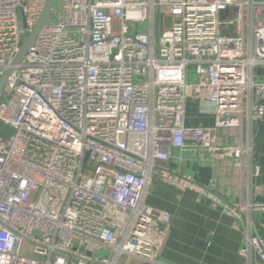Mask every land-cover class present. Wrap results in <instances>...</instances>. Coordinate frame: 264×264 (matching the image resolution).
I'll return each mask as SVG.
<instances>
[{
  "label": "built area",
  "instance_id": "1",
  "mask_svg": "<svg viewBox=\"0 0 264 264\" xmlns=\"http://www.w3.org/2000/svg\"><path fill=\"white\" fill-rule=\"evenodd\" d=\"M55 1L56 21L0 95V124L12 130L0 132V264H157L171 218L145 204L152 177L206 189L163 165L171 151L189 146L236 167L253 152L217 148L215 133L238 117L264 123V80L254 79L264 0ZM44 4L0 0V76ZM189 99L214 115L213 128L185 127ZM247 210L263 214L264 202ZM252 251L264 264L254 230L239 254Z\"/></svg>",
  "mask_w": 264,
  "mask_h": 264
},
{
  "label": "crops",
  "instance_id": "2",
  "mask_svg": "<svg viewBox=\"0 0 264 264\" xmlns=\"http://www.w3.org/2000/svg\"><path fill=\"white\" fill-rule=\"evenodd\" d=\"M189 74L193 79V72ZM254 79L264 80V68L254 69ZM236 121L233 126L217 129L215 136L217 148L252 147V154L244 155L239 167L230 157H213L189 146L181 152L171 151L172 158L163 163L175 174L193 178L197 185L206 187L204 191L171 184L156 174L152 177L145 204L171 218L157 264H261L253 251L248 258L239 252L251 230L264 241V213L247 210L250 203L264 202V123L241 117ZM184 125L213 128L215 118L201 112L199 103L189 99ZM200 168L210 170L207 177ZM232 205L242 210L240 216L226 212Z\"/></svg>",
  "mask_w": 264,
  "mask_h": 264
},
{
  "label": "water",
  "instance_id": "3",
  "mask_svg": "<svg viewBox=\"0 0 264 264\" xmlns=\"http://www.w3.org/2000/svg\"><path fill=\"white\" fill-rule=\"evenodd\" d=\"M54 2H55V0H45V4H44L43 10H42V13H41L37 23L35 24L33 29L26 34L25 40L22 43L18 53L15 55L14 59L12 60L10 66L8 68H6V70L0 76V95L2 93V90L5 86V84L7 83L8 79L10 78V75L14 71V67L20 64V62L22 61V59L26 55L29 47L34 42L36 36L38 35L40 30L47 23L49 16L51 14V11L53 9ZM209 171L210 170L208 168H200L199 169V172L201 174H204V177L208 176Z\"/></svg>",
  "mask_w": 264,
  "mask_h": 264
},
{
  "label": "rangeland",
  "instance_id": "4",
  "mask_svg": "<svg viewBox=\"0 0 264 264\" xmlns=\"http://www.w3.org/2000/svg\"><path fill=\"white\" fill-rule=\"evenodd\" d=\"M58 12H60L59 10V4L57 1L54 2V5H53V9H52V12L49 16V19L47 21L48 24H52L53 22L56 21V13L58 14ZM154 34H155V38H158L159 34H160V20H159V17L157 16V14L155 15V20H154ZM171 26V19L169 17H166V19L164 20V28H169ZM139 31L140 32H144L145 31V27L141 26L139 28ZM0 132L4 133L6 136L10 135L12 130L6 126H3L2 124H0ZM26 249H28V247H26ZM30 251L27 250V255H30ZM96 256L98 258H101V257H106L108 258L109 257V252L107 251H100V252H97L96 253ZM118 264H140L138 262H135V261H130L126 258H121L118 262Z\"/></svg>",
  "mask_w": 264,
  "mask_h": 264
}]
</instances>
